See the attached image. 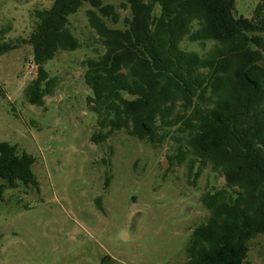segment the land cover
<instances>
[{
    "label": "trees",
    "instance_id": "1",
    "mask_svg": "<svg viewBox=\"0 0 264 264\" xmlns=\"http://www.w3.org/2000/svg\"><path fill=\"white\" fill-rule=\"evenodd\" d=\"M50 1L33 11L26 40L36 65L26 101L41 106L51 93L56 80L44 64L58 50L79 48L68 17L87 3L88 24L104 48L82 61L99 128L91 141L123 131L156 146L170 133L180 135L178 163L190 153L198 159L194 179L209 165L224 180L200 197L208 216L191 231L184 264H244L248 242L264 233V0L251 18L233 16L234 0H124L118 7ZM118 10L129 15L121 19ZM9 29H0V55L24 41H2ZM183 40L212 46L200 55L183 49ZM33 162L0 141V201L18 185L38 189Z\"/></svg>",
    "mask_w": 264,
    "mask_h": 264
},
{
    "label": "rangeland",
    "instance_id": "2",
    "mask_svg": "<svg viewBox=\"0 0 264 264\" xmlns=\"http://www.w3.org/2000/svg\"><path fill=\"white\" fill-rule=\"evenodd\" d=\"M259 1L234 0L233 16L251 18ZM50 4L0 0V29L10 28L1 40H24L0 55V141L34 158L38 182V189L18 185L4 192L0 264H184L191 231L208 216L200 197L223 187L222 176L204 165L194 179L198 159L186 152L178 163L185 144L176 133L156 146L123 131L101 144L91 141L99 128L82 61L104 48L88 24L87 3L68 17L79 48L58 50L44 64L55 86L41 106L29 104L24 90L36 67L26 40L33 11ZM118 11L121 19L129 15ZM180 46L204 55L212 43L183 40ZM244 264H264V233L248 242Z\"/></svg>",
    "mask_w": 264,
    "mask_h": 264
},
{
    "label": "water",
    "instance_id": "3",
    "mask_svg": "<svg viewBox=\"0 0 264 264\" xmlns=\"http://www.w3.org/2000/svg\"><path fill=\"white\" fill-rule=\"evenodd\" d=\"M30 45H31V44H30ZM162 166H163V167L165 166V162L163 163V165H162ZM102 261H103V260H102ZM102 261H101V262H102Z\"/></svg>",
    "mask_w": 264,
    "mask_h": 264
},
{
    "label": "built area",
    "instance_id": "4",
    "mask_svg": "<svg viewBox=\"0 0 264 264\" xmlns=\"http://www.w3.org/2000/svg\"><path fill=\"white\" fill-rule=\"evenodd\" d=\"M35 65V64H34ZM35 67H36V65H35Z\"/></svg>",
    "mask_w": 264,
    "mask_h": 264
}]
</instances>
